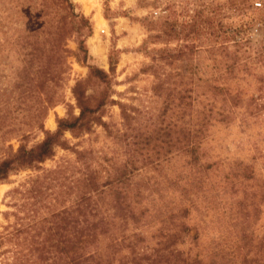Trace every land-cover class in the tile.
<instances>
[{
	"label": "rangeland",
	"instance_id": "374dc122",
	"mask_svg": "<svg viewBox=\"0 0 264 264\" xmlns=\"http://www.w3.org/2000/svg\"><path fill=\"white\" fill-rule=\"evenodd\" d=\"M70 1L90 25L84 39L88 59L78 54V38L69 37L68 71L48 90L60 101L42 117L38 113L47 90L39 89L33 71H22L21 56L6 39L45 20L18 21L10 1L0 0V103L13 112L0 121L12 131L0 132V162L22 145H39L47 132L58 130L60 119L80 115L73 88L89 78L91 67L109 74L108 83L94 78L85 85L92 105L109 96L96 114L101 123L79 134L65 132L64 146H57L51 158L0 179V237L5 238L0 262L14 261L19 251L27 254L35 234L41 233V240L61 229L60 214L75 209L89 173H96L101 185L128 164L136 167L132 196L143 191L138 199L140 212L147 210L146 224L123 227L126 239L119 248L104 240L100 247L106 260L177 263V253L171 256L173 250L161 242L170 217L187 208V218L173 216L175 223L190 227L177 246L187 263L198 257L200 264H264V0ZM64 15L58 12L55 20ZM159 81L167 82L170 91L156 90ZM185 89L192 90L191 109L177 98L167 105L170 94L178 97ZM122 107L131 115L130 125ZM205 115L209 127L199 164H192L183 149L170 152L157 141L170 130L174 140L181 138L189 118L198 123ZM247 165L253 168L252 180L241 175ZM111 193L108 187L100 199L104 212ZM70 230L69 225L64 233ZM171 230L177 232L174 225Z\"/></svg>",
	"mask_w": 264,
	"mask_h": 264
},
{
	"label": "trees",
	"instance_id": "16d2710c",
	"mask_svg": "<svg viewBox=\"0 0 264 264\" xmlns=\"http://www.w3.org/2000/svg\"><path fill=\"white\" fill-rule=\"evenodd\" d=\"M9 1L12 4V9L16 10L18 21L25 22V19L29 20V22L45 20L37 28H27L23 32L20 29L19 33L14 38H11L12 41L6 39L10 50L21 56L22 71H33L39 80V89L43 90V93L47 90L44 93L47 97L46 101L40 104V113H38L40 116L45 117L49 107L60 101V99L48 95V90L51 87L50 84L56 85L68 71L67 58L70 50L67 48V40L74 35L78 38V54L82 56L81 59L83 61H87L88 53L84 39L91 30L90 25L83 15L75 12L74 5L70 0ZM60 11L64 12L65 15L62 16L61 20L57 21L55 18ZM67 16L70 19L69 21ZM47 23L51 24L48 25ZM165 26L167 28L169 23L165 22ZM86 28L88 33L85 32ZM3 50L4 48H0V54ZM163 52L160 51L159 54ZM160 59L163 58L161 57ZM176 59L178 57H175ZM113 64L114 61L111 58V71L114 68ZM94 78L102 83H108L109 74L97 67H91L89 78L85 81H79L73 88V94L81 110L80 115L78 117L60 119L58 130L53 133L47 132L45 139L39 145L32 149H27L22 145L12 157L2 160L0 162V179L8 177L13 171L33 167L51 158L57 146H64V141L61 139L65 132L70 131L74 134H79L83 131H89L94 124L102 122L101 118L96 114L108 103L109 96H102L98 102L96 101L95 105H92L93 97L87 94L85 85ZM166 84L167 82L165 81H159L156 85V90L170 91ZM190 92L192 90L190 91L189 89L179 91L178 97L170 94L167 98V105H172L177 98L181 101L182 106L184 104L185 109H191L194 99H192ZM232 102H235V106L239 104L236 103L237 99H233ZM8 105H4L3 102L0 103V121L6 120L13 113ZM20 109H22L21 105L17 107L16 111ZM122 109L123 117L127 124L130 125L131 115L123 107ZM225 120L222 119L221 121ZM208 121L207 115L198 123H193L189 118V121L185 122L181 130V138L174 140L170 130L159 135L157 141L163 140L170 152L174 148L183 149L191 156V163L197 165L201 159V141L208 131ZM5 127V124L0 123V132H12L5 130ZM135 171L136 167L134 165L125 164L122 169H119L117 175L109 178L101 185L98 184L99 178L97 174L89 173L85 185L86 193L76 203L75 209L72 212L64 211L60 214L61 221L64 222L61 229L58 232L49 233L41 240L38 238L41 233L35 234L30 242L27 254L19 251L16 253L14 261H1L0 264H112L105 258L107 254L101 248L102 242L109 240V247L119 248L126 239L125 233L121 231L123 227L127 230L131 224L135 228L146 224L143 218L147 210L140 212L142 200L138 199L143 194V191L138 189L137 194L132 196ZM241 175L246 180L255 178L253 168L248 165L243 167ZM108 187L111 188V191H113L111 194L114 196L108 201L110 209L106 208V212H104L103 207L100 206V199ZM189 214L190 210L184 208L181 211V215L173 216L187 218ZM65 215H68V217H65ZM173 216L170 217L172 222L164 227L168 232L164 233V240L161 244L164 245L165 250H173L170 252L171 256L175 252L177 253L175 254V261L177 262L175 264H200L201 260L198 257L193 262L188 263L186 262L187 260L181 258V253L177 246L183 243V235L189 234L190 227L185 222L175 223ZM69 225L71 233L66 235L64 232ZM173 225L177 228V232L171 230ZM120 232L123 234L121 241H119ZM57 234L58 239L56 238ZM197 238V235L194 236V240H197ZM4 239V237H0V248L4 243ZM55 241L56 243H54ZM18 244L20 246L21 243ZM51 254H54V260L48 261ZM165 261H170V257ZM156 262L153 261L150 264H157ZM168 264H172V262H168Z\"/></svg>",
	"mask_w": 264,
	"mask_h": 264
},
{
	"label": "bare ground",
	"instance_id": "6f19581e",
	"mask_svg": "<svg viewBox=\"0 0 264 264\" xmlns=\"http://www.w3.org/2000/svg\"><path fill=\"white\" fill-rule=\"evenodd\" d=\"M98 19L100 22L104 21L101 16H98ZM49 126H52V127L54 126V121L52 118H50V120H49Z\"/></svg>",
	"mask_w": 264,
	"mask_h": 264
},
{
	"label": "built area",
	"instance_id": "2783aa9c",
	"mask_svg": "<svg viewBox=\"0 0 264 264\" xmlns=\"http://www.w3.org/2000/svg\"><path fill=\"white\" fill-rule=\"evenodd\" d=\"M257 6H260L261 4L260 3H256Z\"/></svg>",
	"mask_w": 264,
	"mask_h": 264
}]
</instances>
